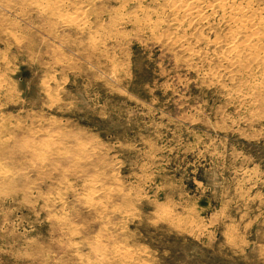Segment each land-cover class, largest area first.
I'll list each match as a JSON object with an SVG mask.
<instances>
[{"label": "rangeland", "instance_id": "374dc122", "mask_svg": "<svg viewBox=\"0 0 264 264\" xmlns=\"http://www.w3.org/2000/svg\"><path fill=\"white\" fill-rule=\"evenodd\" d=\"M221 1L0 0V264H264V0Z\"/></svg>", "mask_w": 264, "mask_h": 264}, {"label": "bare ground", "instance_id": "6f19581e", "mask_svg": "<svg viewBox=\"0 0 264 264\" xmlns=\"http://www.w3.org/2000/svg\"><path fill=\"white\" fill-rule=\"evenodd\" d=\"M234 1V0H233ZM237 1H240V0H237ZM243 1V0H242ZM241 1V2H242ZM239 3V2H238ZM237 3V4H238ZM63 4V3H62ZM236 4V3H235ZM234 3H230V2H228V1H225L224 2V0H223V2L221 1V2H219L218 3V6L220 7V9H222V11H224V12H227V13H229V14H231V15H233V17H234V19H233V22H235V23H237L239 26H236L237 28H239L240 26L241 27H246V28H242L243 30H245V29H247L248 27L247 26H249V25H251V23H250V21L251 20H249L248 19V17L245 15L246 13L243 11V8L242 7H240L241 5H235ZM243 4V3H242ZM245 4V3H244ZM246 5H248V4H246ZM250 5V4H249ZM55 6H57V5H55ZM243 6V5H242ZM245 6V5H244ZM247 7V6H246ZM54 8V7H53ZM249 8H250V6H249ZM264 8V7H263ZM51 9V8H50ZM244 9H245V7H244ZM247 9V8H246ZM49 10V9H48ZM58 10V9H57ZM56 10V11H57ZM53 11H55V10H53ZM58 12V11H57ZM223 12V13H224ZM60 13V12H59ZM224 14H226V13H224ZM55 16V15H54ZM78 17V16H77ZM232 16L230 17V18H233ZM259 17V16H258ZM253 19V18H252ZM228 20H231V19H228ZM232 22V21H231ZM252 22V21H251ZM259 23V22H258ZM250 27V26H249ZM264 27V26H263ZM252 28H253V25H252ZM248 30V29H247ZM246 30V31H247ZM245 31V32H246ZM239 34V33H238ZM246 34V33H245ZM243 36H244V38L246 39L245 41H247V39H249V38H253V40H254V38H256L257 40L256 41H258L257 43H261V41H263L262 40V37H264V35L263 36H260V35H256V34H251V35H244L243 34ZM264 39V38H263ZM233 40V39H232ZM235 43V42H234ZM240 43V42H239ZM264 43V42H263ZM237 45V44H236ZM246 45V44H245ZM241 46V45H240ZM243 46V45H242ZM249 46V45H248ZM264 47V46H263ZM230 48V47H229ZM248 47H245V50L244 51H238V50H235L236 49V47H232V49L229 51V56L231 57V58H229L228 60H230V62L229 63H231L230 65H231V67H233L234 68V70L236 71V72H238L239 70H240V65H239V63H240V61L242 60V59H244V60H247V61H249V62H251V63H254V64H257V63H262V64H264V55L263 56H260L258 53L257 54H255V52H257L256 50L255 51H253V49H254V47L252 46V44H250V46H249V48L247 49ZM229 50V49H228ZM228 52V51H227ZM259 52V51H258ZM223 57V56H222ZM225 58V57H224ZM224 60V59H223ZM226 60V59H225ZM244 64V63H243ZM248 66V65H247ZM250 66V65H249ZM247 69H249V68H247ZM234 70H232V71H234ZM250 70H252V69H250Z\"/></svg>", "mask_w": 264, "mask_h": 264}]
</instances>
